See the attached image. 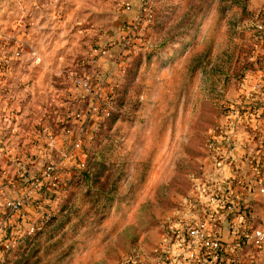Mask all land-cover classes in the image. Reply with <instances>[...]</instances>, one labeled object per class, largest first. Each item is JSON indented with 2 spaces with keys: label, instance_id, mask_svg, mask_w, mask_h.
Here are the masks:
<instances>
[{
  "label": "rangeland",
  "instance_id": "rangeland-1",
  "mask_svg": "<svg viewBox=\"0 0 264 264\" xmlns=\"http://www.w3.org/2000/svg\"><path fill=\"white\" fill-rule=\"evenodd\" d=\"M93 3L103 7L100 0ZM129 10L121 6L122 12ZM133 11L123 24L129 62L124 77L117 78L111 116L90 122L101 124L92 132L87 122L81 128L82 122H54L58 115L54 111L45 114L51 134H60L63 145L70 143L68 158L45 155L31 162L20 155L0 158V201L24 198L23 184L42 179L50 163L66 183L53 190L43 179L38 198L51 201L39 211L43 220L28 230L23 226L17 229L22 232L11 233L14 224L0 223V264H122L135 255L144 264H158L163 223L179 216L182 202L193 195L192 179L210 168V140L218 124L229 121L242 77L254 65L264 0H153L146 10L142 0ZM6 17L0 14V19ZM92 17L97 22L106 18L103 24L113 25L109 15ZM84 35L74 46H60L63 57L58 64L49 53L51 47L44 48L49 57L45 70L58 65L67 74L55 80L60 100L69 97L64 96L70 85L68 72L91 67L80 62L97 37ZM0 42L12 50L5 39ZM3 78L1 94L6 89ZM12 81L19 86L18 80ZM49 81L40 80L44 85L31 104L30 122L19 127L27 136L18 134L16 147L38 142L35 137L25 139L35 129L36 105L45 109L49 105ZM63 127L71 131L65 140ZM79 138L83 146L78 151L72 143ZM9 242L13 244L5 249Z\"/></svg>",
  "mask_w": 264,
  "mask_h": 264
},
{
  "label": "crops",
  "instance_id": "crops-1",
  "mask_svg": "<svg viewBox=\"0 0 264 264\" xmlns=\"http://www.w3.org/2000/svg\"><path fill=\"white\" fill-rule=\"evenodd\" d=\"M30 1H32L31 8L28 6ZM93 1L95 0H0V14L7 15L5 20L0 19V38L6 40L9 48L12 47V50L3 48L0 51V61L7 63V66L4 67L5 71L0 74L5 77L3 80L4 86H6L4 94L0 93V102L2 101L0 103V158H13L20 155L18 158L28 159V162H31V159L36 161L45 155L48 158L56 155L68 158L70 143L63 145L64 141L61 140L60 134L55 136L52 144H49L47 140L53 129L51 124H45L50 121H47V118L44 119V116L53 111L58 113L56 117L55 114L53 116V118L55 117L54 122H88V126L91 125L90 122H101L100 118L96 116H90L85 120L69 117L70 112L85 108L96 97L95 93H90L82 100L83 91L80 86L76 85L75 78L80 75L100 77L106 91L103 98L107 97L110 89L119 85L117 78L124 77L129 62V55L124 48L125 41H122V35H125L124 22L129 17L132 18L133 7L137 8L141 5L142 0H100L103 2V7L94 4ZM122 5H127L131 10L122 12ZM15 12L19 16L18 18H12V14ZM93 15L99 16L98 19L109 15L113 25L105 26L103 21L106 18L97 22V20H93ZM133 24L135 23L133 22ZM110 28H113L112 32L108 31ZM64 33H67L66 36L61 37ZM260 33L258 32L259 35ZM80 34L91 36L94 34L97 37L94 46L84 53V62H80L82 67L85 66L84 63H88L91 67L88 70L83 67L80 72L79 70L68 72L70 85L65 88V91L64 89L62 91H64V96L67 94L69 97L60 100L58 95L60 89L55 85V80L59 79L60 75L66 77L67 74L61 73L58 65L53 66L51 71L45 70L44 64L48 62L49 57L44 52V48L51 47L49 53L58 64L60 58L63 57L60 46L66 45V43L74 46L75 43H78ZM257 39L256 54L252 58L253 60L255 58L264 59V34L261 33ZM17 51L20 52V55ZM29 78L30 82L26 81ZM42 78L50 80L47 86L50 89L51 99L46 109L42 108V105H36L35 129H33V135L27 137L28 140L25 139L27 142L35 137L38 142L34 146L29 145L26 148L25 145L16 147L14 144L21 137L19 135H23V138L27 136L19 133V127L21 123L28 121L31 104L38 97V92H42L41 88L44 85L40 82ZM14 79L20 82L19 86L13 83ZM2 82L0 81V83ZM262 97L264 98V94ZM56 106L59 108L56 109ZM12 109H15L16 113L11 116ZM91 126L93 130L95 125ZM22 130L25 131V128L23 127ZM61 133H64V140L71 135L70 129L66 127H63ZM244 136L247 137L248 133L245 132ZM25 181L27 182V180ZM31 183L23 184L26 195L24 196V205L18 212H14L8 206V203L14 200L0 201V223L14 224L15 227L12 228L11 233L23 226L28 230L37 221L43 220L39 211L47 202L51 201L47 197L44 199L43 196V200L38 198L40 193L37 194L38 191L31 187ZM18 189L21 190V186H18ZM256 214L264 217V209L259 208ZM18 218L22 221L19 222ZM20 232L22 230H17L16 233ZM222 232L226 241L232 239L228 225L223 226ZM247 261H249L248 264H264V246L258 249L249 246Z\"/></svg>",
  "mask_w": 264,
  "mask_h": 264
},
{
  "label": "built area",
  "instance_id": "built-area-1",
  "mask_svg": "<svg viewBox=\"0 0 264 264\" xmlns=\"http://www.w3.org/2000/svg\"><path fill=\"white\" fill-rule=\"evenodd\" d=\"M152 2L143 0L144 9ZM259 23L258 31L264 34V17ZM1 47L6 48L2 42ZM253 62V68L242 77L238 104L228 113L229 121L220 122L210 140V168L192 179L193 195L182 202L179 216L163 223L164 243L158 264H248V247L264 246V217L256 214L259 208L264 209V59L255 58ZM75 83L82 88V100L90 93L96 97L85 108L70 112L69 117L85 120L96 116L103 122L111 116L113 88L103 98L106 91L100 77L80 75L76 76ZM85 124L82 122L81 128ZM100 125H95L92 132ZM54 138L50 134L48 143L52 144ZM73 144L79 151L82 138ZM79 165L84 167L85 163L79 162ZM43 179L54 187L48 186L49 189L66 186L53 163L46 166L42 179L32 181L31 187L38 191L45 185ZM23 205L24 198L8 203L14 212ZM225 224L231 234L230 241L223 236ZM12 244H4L5 249ZM138 258L139 255L125 258L122 264H144Z\"/></svg>",
  "mask_w": 264,
  "mask_h": 264
},
{
  "label": "trees",
  "instance_id": "trees-1",
  "mask_svg": "<svg viewBox=\"0 0 264 264\" xmlns=\"http://www.w3.org/2000/svg\"><path fill=\"white\" fill-rule=\"evenodd\" d=\"M115 87H117V86H115ZM115 87H113V91H114V93H118V87L117 88H115ZM116 98V97H115ZM114 98V99H115Z\"/></svg>",
  "mask_w": 264,
  "mask_h": 264
}]
</instances>
